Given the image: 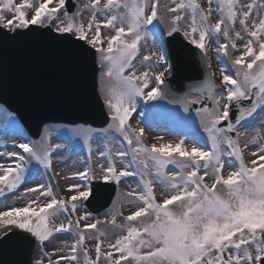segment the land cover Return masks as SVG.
Here are the masks:
<instances>
[{"label":"snow or ice","instance_id":"obj_1","mask_svg":"<svg viewBox=\"0 0 264 264\" xmlns=\"http://www.w3.org/2000/svg\"><path fill=\"white\" fill-rule=\"evenodd\" d=\"M34 36L82 69L83 110L99 104L106 126L85 120L53 143L39 119L33 139L0 104L10 130L0 135V252L38 251L18 264H264V0H0V42ZM209 44L219 83L209 70L186 85V57L197 51L210 69ZM159 98L175 107L140 103ZM141 106L178 138L145 143L130 119L156 125ZM69 161L65 195L53 165ZM130 180L136 188L95 215L102 189ZM62 236L72 243L45 251Z\"/></svg>","mask_w":264,"mask_h":264},{"label":"water","instance_id":"obj_2","mask_svg":"<svg viewBox=\"0 0 264 264\" xmlns=\"http://www.w3.org/2000/svg\"><path fill=\"white\" fill-rule=\"evenodd\" d=\"M69 3L75 4L76 0ZM206 72L199 52L193 51L185 59L181 78L187 85L191 83L188 77L203 79ZM169 84L174 85V82L169 81ZM86 86L82 69L45 37L0 42V102L7 101L4 105L17 114L33 137L37 138L34 133L39 119H44L46 124L71 125L85 124L87 120L92 127H105L98 116L99 104L88 113L83 110L81 98ZM158 105L175 107L163 98ZM115 194V184L102 189L91 206L94 213L109 208ZM32 252L25 255L0 252V264L31 260Z\"/></svg>","mask_w":264,"mask_h":264},{"label":"rangeland","instance_id":"obj_3","mask_svg":"<svg viewBox=\"0 0 264 264\" xmlns=\"http://www.w3.org/2000/svg\"><path fill=\"white\" fill-rule=\"evenodd\" d=\"M87 2V0H79V3L82 5L83 3ZM169 4H170V0H168ZM203 2V0H202ZM243 2V0H242ZM83 19L85 20V22L87 21L88 19V14L85 13L84 16H83ZM217 19V16L215 13H213V16H212V21L215 22V20ZM237 30H239V28H237ZM103 34V33H102ZM241 46L240 45V42H238V47ZM214 45H211L209 44L208 45V56H209V63H210V69L212 72H215L216 74V77H217V83H219V77H220V68L222 67V65L218 62V60L216 59V55H215V51H214ZM150 49H144L145 51V54H147V52L149 51ZM231 51V49H230ZM240 53L238 52H233V55H239ZM134 63H136L134 61ZM144 68L141 67L139 64H137V72H141L143 71ZM155 70V69H153ZM127 74V73H126ZM141 105H155L156 103V100L154 101H144V100H141ZM138 111L140 112H144L145 114V117L148 116V119L150 121H152L156 126L153 127L151 126L149 123H144L143 122V119L141 117H138V116H135L134 119H130V123L136 127V126H141V127H144L145 128V143L147 144H152V143H157L159 144L160 142L162 141H159L157 140V137L158 136H162L164 137V141H175L178 137L172 135L170 132H169V128H171L172 126L171 125H168V126H165V122H164V118L158 114H148V109L146 107H139L138 108ZM186 115V114H185ZM16 119V118H15ZM17 120V119H16ZM198 120V118H197ZM50 128H54L56 131L53 132V143H57V142H63V143H68L67 140H63V141H57L55 139V136L57 135L58 132H62L63 129L65 128H72L70 126H64V125H48ZM261 125L259 124V122L257 123V127H260ZM23 129V128H22ZM6 131H10L9 129H7L5 127V122L3 120H0V135H3ZM202 131V130H201ZM241 132L242 134L245 132V129L242 128L241 129ZM23 133L25 136H28V134L25 132V130L23 129ZM252 134L251 130H248V135L250 136ZM243 138H242V141L241 143L243 144ZM81 143V155L84 154V151L85 149L83 148V145H82V141L80 142ZM186 144L190 147L191 146V142L186 140ZM3 149H0V151H2ZM255 149H250V151H254ZM247 156H246V160H247ZM73 159H75V157H73ZM69 164H71V161H69ZM64 165L66 164H60V163H56L54 162V165H53V170L54 172H56V170H58L59 172V169L60 167H63ZM72 166V165H71ZM71 170L73 171L74 169H72L71 167ZM56 181H57V177H55ZM206 180H207V177H206ZM209 183H211V181H209ZM31 186H33L32 184H29ZM57 188L60 192L64 193L65 195H67V193L65 192V190H60L62 189V183L60 185V187L58 186L57 184ZM136 188V184L135 182L133 181H129L127 184H125L123 181H121V183L118 185V190H117V195L114 199V201H117V200H121L122 199V195L123 193H127V192H130L132 191L133 189ZM56 190V189H54ZM156 192H157V197L159 198L160 196V189L157 188L156 189ZM9 203H14L15 206H22L23 204V201H20V200H17V201H13V200H10ZM130 208L129 206L125 205L123 208H122V211L124 212V215H128L129 212H130ZM104 213H101L99 215H97L100 219H104ZM61 220H63V217H59L55 222L58 224ZM109 232H111V228L108 227L107 229ZM65 243H72V238L69 237V236H62V237H59L58 239H55L53 240V246L51 247H46L45 248V251H49V252H52L54 251L55 247L56 246H59V245H62V244H65ZM86 243H88V246L90 248L93 247V244L92 242L90 241H86ZM55 258V257H54ZM36 259H39V253L38 251L34 248V252H33V256H32V260H36ZM45 264H47V261L45 260Z\"/></svg>","mask_w":264,"mask_h":264},{"label":"bare ground","instance_id":"obj_4","mask_svg":"<svg viewBox=\"0 0 264 264\" xmlns=\"http://www.w3.org/2000/svg\"><path fill=\"white\" fill-rule=\"evenodd\" d=\"M63 166V165H62ZM71 164H66V165H64L63 167H60V168H58L59 169V172H58V170H56V172L57 173H61V175H57L56 177H57V184H58V186L60 187V185H61V183H62V189H60V190H65L66 189V187L69 185V184H71V183H73V181L72 180H68V179H65L64 178V173H69L70 171H72L71 170ZM73 169V168H72ZM30 186V185H29ZM32 187V186H31ZM22 190V189H21ZM15 201H17V200H15Z\"/></svg>","mask_w":264,"mask_h":264}]
</instances>
